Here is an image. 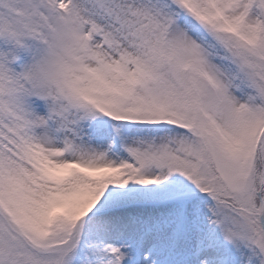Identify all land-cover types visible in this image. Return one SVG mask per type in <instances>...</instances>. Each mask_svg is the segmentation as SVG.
Returning <instances> with one entry per match:
<instances>
[{"label": "snow or ice", "instance_id": "1", "mask_svg": "<svg viewBox=\"0 0 264 264\" xmlns=\"http://www.w3.org/2000/svg\"><path fill=\"white\" fill-rule=\"evenodd\" d=\"M0 264H264V0H0Z\"/></svg>", "mask_w": 264, "mask_h": 264}]
</instances>
